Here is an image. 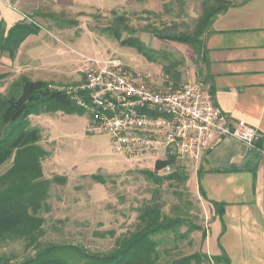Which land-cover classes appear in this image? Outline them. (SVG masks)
Masks as SVG:
<instances>
[{
    "label": "rangeland",
    "instance_id": "1",
    "mask_svg": "<svg viewBox=\"0 0 264 264\" xmlns=\"http://www.w3.org/2000/svg\"><path fill=\"white\" fill-rule=\"evenodd\" d=\"M113 1L95 0L102 7L110 6ZM212 2L163 0L161 8L154 11L126 12L135 36L149 47L169 53L181 72V84L205 80L203 55L187 43L155 37L151 28L193 34ZM32 5L29 7L27 3L22 11L27 14L28 22L35 20L42 28L24 43L14 58L0 51L2 95H7L10 86L22 77L42 79L70 89L83 84L90 71L113 62L143 74L156 89L174 88L162 71V62H148L134 48L122 46L110 35L107 27L113 24L114 10L92 8L81 12L67 6L55 10L47 0H35ZM29 120L31 126L40 129L38 144L47 153L41 160L43 177L59 178L52 183L48 207L41 213L45 218L43 241L82 245L96 252L109 251L118 236L136 228L140 208L157 202L167 215H182L186 222L180 227L184 238L173 233L165 235L157 264H172L173 260L195 253L200 259L190 264H215L209 258L212 255L203 256L213 211L190 178L193 166L175 159L169 171L159 174L165 176L178 169L188 179L184 182L165 179L157 183L147 172L154 170L162 155H129L114 149L104 130H94L88 112L68 114L58 110L32 114ZM12 165L13 160L5 163L0 176ZM93 174L105 182H97ZM33 254L34 250L27 248L21 239L0 244V257L5 256L13 263Z\"/></svg>",
    "mask_w": 264,
    "mask_h": 264
},
{
    "label": "trees",
    "instance_id": "2",
    "mask_svg": "<svg viewBox=\"0 0 264 264\" xmlns=\"http://www.w3.org/2000/svg\"><path fill=\"white\" fill-rule=\"evenodd\" d=\"M230 5L228 0H213L210 8L207 7L203 22L193 34L159 28H151V32L159 39L189 44L203 55L205 66H208V51L202 36L212 20L224 13ZM112 13L113 24L107 27L110 35L122 46L134 48L148 62L153 64L162 62V71L167 76L168 83H173V89L181 86V72L177 64L171 60L169 53L151 48L135 36L134 28L128 24L126 12L118 13L114 10ZM41 28L37 21L32 20L17 22L7 29L5 21L1 20L0 51L14 58L26 38L39 34ZM125 33L128 35L124 37ZM211 93L213 94L212 86ZM85 94L87 92L83 90L77 93L70 92L52 82L32 80L28 77H22L12 84L7 95L0 93V168L13 160L12 167L0 176V244L9 239L24 240L26 247L34 250V254L31 255L33 259L24 264H157L161 260L159 246L163 243L165 235L173 233L176 237L184 238L180 227L186 223L182 215H167L157 202L140 208L136 228L132 232L128 231L118 236L114 247L109 251L96 252L82 245L42 240L45 218L41 213L48 207L47 199L52 183L59 178H44L42 175L41 160L47 153L38 144L41 140V131L38 127L30 125L29 116L58 110L68 114L85 113L87 110L79 105L76 97L87 96ZM175 159L174 156L158 159L154 170L147 173L157 183L165 179L184 182L188 176L178 169L165 176L159 174L166 166L174 164ZM92 177L97 182H105L97 174H93ZM200 192L206 197L201 185ZM212 203L217 212L223 211V203L214 201ZM203 256L208 258L207 254ZM209 258L215 264H230L224 250L222 254ZM194 259H200V255L197 253L188 255L173 260L172 264H190ZM0 264H18V261L13 263L2 256Z\"/></svg>",
    "mask_w": 264,
    "mask_h": 264
},
{
    "label": "crops",
    "instance_id": "3",
    "mask_svg": "<svg viewBox=\"0 0 264 264\" xmlns=\"http://www.w3.org/2000/svg\"><path fill=\"white\" fill-rule=\"evenodd\" d=\"M33 1L0 0V21H5L7 29L28 21L22 9L27 3L33 6ZM48 1L55 10L67 6L81 12L105 8L127 13L154 11L163 3L114 0L102 7L95 0ZM228 1L230 7L212 20L205 33L208 66L203 77L226 118L233 124L243 122L257 128L260 138L249 144L213 134L206 155L184 163L193 166L190 178L201 196L202 186L206 195L202 198L213 211L205 253L215 256L224 250L230 264H264V0ZM211 201L223 203V211L217 212Z\"/></svg>",
    "mask_w": 264,
    "mask_h": 264
},
{
    "label": "built area",
    "instance_id": "4",
    "mask_svg": "<svg viewBox=\"0 0 264 264\" xmlns=\"http://www.w3.org/2000/svg\"><path fill=\"white\" fill-rule=\"evenodd\" d=\"M84 81L67 90L87 92L76 97L90 114L94 130H104L114 149L129 155L199 161L212 148L213 134L249 144L260 138L257 128L226 118L204 80L164 91L143 74L113 62L90 71Z\"/></svg>",
    "mask_w": 264,
    "mask_h": 264
},
{
    "label": "water",
    "instance_id": "5",
    "mask_svg": "<svg viewBox=\"0 0 264 264\" xmlns=\"http://www.w3.org/2000/svg\"><path fill=\"white\" fill-rule=\"evenodd\" d=\"M31 259H33V256H27V257H25V258H23V259H21V260H19L18 261V264H24L25 262H27V261H29V260H31Z\"/></svg>",
    "mask_w": 264,
    "mask_h": 264
}]
</instances>
